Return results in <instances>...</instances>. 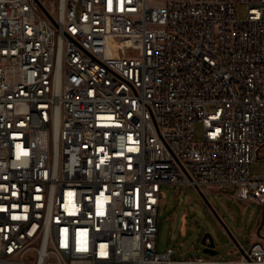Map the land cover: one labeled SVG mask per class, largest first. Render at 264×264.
<instances>
[{
    "label": "built area",
    "instance_id": "2783aa9c",
    "mask_svg": "<svg viewBox=\"0 0 264 264\" xmlns=\"http://www.w3.org/2000/svg\"><path fill=\"white\" fill-rule=\"evenodd\" d=\"M263 155L264 0H0V264H264V213L157 249L165 185L264 205Z\"/></svg>",
    "mask_w": 264,
    "mask_h": 264
},
{
    "label": "rangeland",
    "instance_id": "374dc122",
    "mask_svg": "<svg viewBox=\"0 0 264 264\" xmlns=\"http://www.w3.org/2000/svg\"><path fill=\"white\" fill-rule=\"evenodd\" d=\"M246 6H238V17L246 16ZM203 137L201 123L195 125V139ZM253 175H264V155L251 165ZM235 185H224L219 191L204 193L189 184L165 185L159 209L157 249L165 252L175 249V257L180 259L202 255L208 258L236 259L242 251L229 235L231 231L243 249H249L257 239L261 226L264 205L241 201L231 195ZM206 233L214 238L216 254L204 252L202 240Z\"/></svg>",
    "mask_w": 264,
    "mask_h": 264
},
{
    "label": "water",
    "instance_id": "95a60500",
    "mask_svg": "<svg viewBox=\"0 0 264 264\" xmlns=\"http://www.w3.org/2000/svg\"><path fill=\"white\" fill-rule=\"evenodd\" d=\"M201 195L205 198V200L209 203L207 196L203 193V191L199 190ZM227 232L229 233V235L232 237V239L235 241V243L237 245H239L242 253H245V250L243 249V247L240 246V244L238 243V241L236 240V238L233 236V234L231 233V231L228 229V227L225 225ZM203 244L205 245L204 248V252L206 253H210V254H216L217 251L215 250V242H214V238L211 236L210 233H206L205 236L203 237L202 240Z\"/></svg>",
    "mask_w": 264,
    "mask_h": 264
}]
</instances>
